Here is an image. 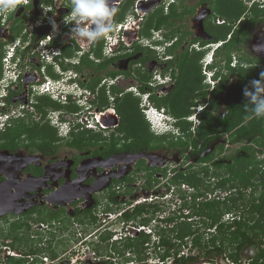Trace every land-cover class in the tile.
I'll list each match as a JSON object with an SVG mask.
<instances>
[{
	"label": "flooded vegetation",
	"instance_id": "flooded-vegetation-1",
	"mask_svg": "<svg viewBox=\"0 0 264 264\" xmlns=\"http://www.w3.org/2000/svg\"><path fill=\"white\" fill-rule=\"evenodd\" d=\"M25 2L11 15L7 25L2 26L0 18V118L5 121L0 130V195L4 198L0 213L9 210V213L0 214V253L7 256L0 264H18L20 261H23L20 264H64L63 257L75 248L74 242H85L89 251L102 257L104 255L97 254L94 248L112 245L110 240H102L106 235L99 223V212L103 206L106 205L105 210L110 212L126 202L127 210L133 212L135 202L131 198L151 193L157 196L169 193L172 196L173 187V198L176 202L180 200V204L175 206L172 197L165 198V212L188 217L193 227L202 225L197 221L200 217L192 215L193 198L182 194V186L173 183L172 178L177 175V170L191 166L197 171L206 167L211 169L215 163L213 160L199 162V159L214 152L222 141L214 143L209 153L205 151L183 164L185 167H179L181 163L178 161L186 162L185 157L191 151L184 154L182 148L168 147V144L153 149L150 129L143 130L141 124V127L137 126L139 132L136 133L132 121L142 116L148 124L142 110L146 104L164 107L173 114L169 102L165 104V98L170 96L171 101L176 95L182 96L184 88L191 104L190 114L179 120L188 121L191 115L198 114V109L206 108L215 114V110L210 109L212 93L229 72L223 69L224 73L218 75L225 64L220 62L224 57L219 54L222 49L216 53V62L206 69V72H216L215 80H221L219 85L207 83L201 63L222 32L233 23H236V32L251 18L255 5L249 6L252 8L249 11L245 8V0H242L240 8L244 6V12L237 18L231 13L230 2L217 9L221 0H123L117 5L113 22L119 21L121 7L128 4L130 10L124 20H134L130 22L132 26L123 39V45L119 43L114 53L105 55L100 54L94 44L76 43L71 38L69 27L74 25L64 22V17L71 12V0ZM174 6L178 14L168 18ZM45 8L49 11L45 12ZM258 8L264 11V0L259 1ZM153 16L155 22L150 26L149 20ZM260 19L240 55L253 58L250 43L254 31L264 24L262 15ZM53 22L57 25L55 30ZM32 26V38L27 40L26 32ZM154 32L158 33L154 35ZM16 34L22 40H30V48L24 52L19 66L10 70L3 66L4 49ZM47 36L51 37L48 47L54 49L53 59L46 55L45 45L40 44ZM70 51L73 55L69 54ZM88 62L92 67H87ZM195 65L196 68L193 67ZM47 81L70 88L69 93L50 95L51 92L45 88ZM233 81L230 77L227 87ZM91 85L95 90L90 88ZM114 87L117 92H113ZM83 88L90 94L86 99L80 98ZM205 92H208L207 96L202 95ZM103 94L107 100L105 106L101 104ZM126 96H130L132 104H138L140 111L135 118L127 116L128 122L120 111ZM158 102L163 105L159 106ZM177 103L183 104L179 100ZM220 110L226 115L225 105ZM203 113L208 114V111L198 114V117ZM21 124L26 126L27 132L11 136L10 132ZM80 133L84 137L77 142L75 139ZM217 155L222 161L224 153ZM171 169L173 171L169 174ZM152 183L153 187L147 188ZM213 186L206 194L213 192ZM198 200L210 201L206 197ZM198 200L196 204L199 205ZM141 206L150 209L148 204L138 207ZM203 227L204 231L194 227L195 233L204 234V240H209L205 231L208 229ZM84 228L93 229L89 235L96 239L97 246L94 247L87 237L80 241L76 236L80 229L85 233ZM70 235L77 239H71ZM67 239L71 245L65 251ZM45 242L48 245L43 249L41 245ZM184 248L189 251L187 255L201 258L200 248L198 255L194 250L197 247L191 250L190 243ZM30 249L37 254L27 253ZM39 249L49 253L55 250L59 255L54 259L49 254L46 257L50 262L44 263ZM17 250L22 252L14 253ZM216 256L215 253L202 255L209 258L208 264L215 263ZM88 263L115 264L91 260Z\"/></svg>",
	"mask_w": 264,
	"mask_h": 264
},
{
	"label": "trees",
	"instance_id": "trees-1",
	"mask_svg": "<svg viewBox=\"0 0 264 264\" xmlns=\"http://www.w3.org/2000/svg\"><path fill=\"white\" fill-rule=\"evenodd\" d=\"M231 7L232 15L237 16V18L244 12V10H242L244 6L242 8H235L234 4H231ZM129 10V4L123 5L118 13V20H124ZM176 10L177 9L174 6L172 8V13L168 18L176 17L178 14ZM252 14L251 18L241 24L239 27L240 29H238L231 36V39L224 44L222 51L219 53L224 56L221 58L220 62H224L225 64L218 72V75L220 76L224 73L223 69H226L229 72L224 79H222L219 87L212 93L210 109L215 110V114H212L213 112L210 111L208 114L203 113V115L200 116L201 124L200 127L196 129V136L191 132V126L185 123L182 124L183 132H186L187 134L184 139L179 138L177 141H174L168 140L166 137L155 138L153 134H150V142L153 149L168 144V147L182 148V153H184L185 151H190V147H192L193 151L191 150V153L185 157L186 162L196 156L202 155L214 143L221 140V144L216 146L214 152L199 159V162H212L217 154L224 152V137L227 134L229 135L230 144H242V147L239 149L236 148V152L232 153L230 157L227 158L226 162H222L219 159V161L212 163V166L214 167L212 175L219 179V181L215 183L213 191L216 189H223L235 190L237 192L236 194H233L231 198H227L223 202L213 200L208 202L200 201L199 205L196 204L197 199L204 198L206 193L210 191V187L213 185L210 183L212 176H209L212 172L210 168L206 167L201 171H197L192 169L191 166L188 169L176 171L177 175L172 178L173 183H186L197 191V193L193 195V202L195 203L191 205V208H193L192 215L199 216L206 229H212L214 227H217V229L211 239L204 240V234H199L198 232L195 233V228L191 223H179L176 228L172 230L173 233H162L161 244L166 246V251L163 254L165 257L179 255L182 247L189 246V241L187 240L189 238L192 244L191 249L193 250L196 247L200 248V255L209 256L215 253L217 256H221L226 254L235 263L241 261V253L246 247L256 245L258 251L255 257L250 260V264H264V248L261 247V244H263L262 238L264 237V160L261 161L257 158V152H259L257 148L264 150V118H255L251 116L250 113L244 111L247 98L241 93L245 88L251 90V81L260 79V76L257 77V74H255L254 71L263 70L264 72L263 67L260 68V66L264 65V60L247 58L249 56L239 54V52L248 44L247 42L251 36V32L258 23L261 22L260 16L262 15L264 17V11L260 10L258 7L252 10ZM154 22L155 19L153 16L149 20L150 26H153ZM157 24H159V22ZM235 24L236 23H233L225 32H222L220 34L221 37H218L216 41H226L227 36L232 32ZM69 29L71 28L69 27ZM95 46H99L97 51L100 54H103V44L98 43L95 44ZM69 54L73 55V52ZM234 57L237 58L238 62L236 68L231 67V62H233ZM243 64L249 66L256 64L257 69L253 66L247 69L248 67L242 66ZM88 66L92 67L90 63L87 64V67ZM186 67L187 66H185V68ZM193 67L196 68V65ZM246 71H249L247 75H245ZM186 73H189V71H186ZM230 77L233 78L234 81L231 83L230 87H227L226 84L229 83ZM90 88L95 90L94 85H91ZM105 92L106 90L104 91V94ZM113 92H117L115 87L113 88ZM225 92L226 94H224ZM104 94L102 95L101 103L103 106H105V103L107 102L106 95L104 96ZM186 94V89L184 88L182 90V96L176 95L171 101L170 96L165 98V104L168 105L169 102L173 114L178 118L190 114L189 107L191 104H189ZM202 95L207 96L208 92L202 93ZM129 99H131L130 96L125 97L122 101L124 103L120 105V111L125 117L128 115L135 118V115L140 112L139 107L137 103L132 104V100L129 101ZM177 100L183 104L177 103ZM158 103L159 106L163 105L162 102ZM223 105H225L227 111L226 115L222 114L220 110ZM132 122L136 133L139 132L137 126L141 127V124L143 130L149 131V129L147 130V124L143 119L135 118ZM21 132H27L24 124H21V127H15L13 131L10 132V135L12 136ZM144 135L149 137V135H146L145 133ZM83 137V133H80L76 136L75 140L78 142L82 140ZM242 150L244 151L243 155H241L242 152L239 154ZM225 173H227L229 177L226 176ZM152 187L153 183L147 188L151 189ZM248 189L251 190L252 195V199L248 202V204H250L248 217H245L244 214L242 221H236L234 224L230 225L221 223L222 216L225 212L238 211L241 206L245 205L246 194L244 192ZM111 200L114 201V197H112ZM150 209H147L144 206L136 207L133 212H125L122 219L127 223L133 221L138 224H148L152 218L149 217V215L155 213L157 210L151 205ZM173 220V218L169 219V221ZM105 234L106 235L102 237L103 242L109 241L112 237L111 233ZM15 239L19 240L16 236ZM149 241L150 237L145 234H141L138 239L127 237L122 239L121 243H114L111 246H107L111 249L110 251H107V256L112 257L118 255L124 257L126 251H130L137 255L139 261H144L148 258L145 244ZM120 244H122L123 250L119 248ZM99 249L100 247L94 248L95 251H98L97 254L102 256ZM38 251H40V249ZM27 253L34 255L35 253L37 254V251L30 249ZM49 254L50 257L54 259L59 255L55 250H51ZM197 259L198 257L196 256H183L179 259L177 258L175 264H190ZM20 263H23V261H20ZM20 263L18 262V264ZM211 264H214V262Z\"/></svg>",
	"mask_w": 264,
	"mask_h": 264
},
{
	"label": "clouds",
	"instance_id": "clouds-1",
	"mask_svg": "<svg viewBox=\"0 0 264 264\" xmlns=\"http://www.w3.org/2000/svg\"><path fill=\"white\" fill-rule=\"evenodd\" d=\"M259 1L260 0H245L246 9H248L250 11V9H252V8H250L249 6L252 7L255 5V7L256 6L258 7ZM22 3H27V2H25L24 0H21V1L20 0H0V18H1L2 26L8 24L11 15L17 10V8L19 6H21ZM70 9H71V12H70V14H68L67 16L64 17V22L66 24H69V25H74V27H72L70 29L71 38L73 39V41L76 43L94 44V46H95L96 42L99 41L100 39H102L103 40V54H105V55H109L111 53H114L116 50V47L119 43H122V45H123V42H124L123 39L126 38V34L130 30L129 27L132 26V25H130V22L132 20H134V19H131L129 21L128 20H122V21H118V22H113L114 21L113 18L115 17V15L117 13V9L114 7V0H71ZM48 11L49 10L47 8H45V12H48ZM140 19H142V18L140 17ZM52 26H53L54 30L57 29V25L54 22H53ZM33 30H34L33 26H32V28L30 27V30H27V32H26V34H28L27 40L32 38ZM235 30L236 29L233 28L232 32L227 36L228 40L231 39V36L234 34ZM154 31H157V30H154ZM157 33L158 32H154V35H156ZM110 37L112 38L111 40L109 39ZM29 41H25L24 39L23 40L20 39V36L18 34H16L12 38V40H10L7 43V46L4 49L5 59L3 61V66L5 68L12 70V69H16L19 66V64L22 62V59H23L22 56H23L24 52H26L30 48ZM50 41H51V37L47 36V38L43 39V41L40 44L45 45L44 48L46 49V55H48L49 57H51L53 59L54 55H52V53L54 52V49H50V47H48V43H50ZM153 43H154V41H153ZM225 43H226L225 41L219 40V41H216V44L211 45L209 47V49H210L209 55L207 56L206 60L202 61V63H201V65L203 66V69H204V75L208 79L207 83H209L211 86L219 85L221 80L216 81L215 80V79H217V78H215L216 72L213 70L206 72V69H207V67L212 66L216 62L214 60V59H216V53L220 49H223V46ZM111 44H112V46H111ZM152 47L156 48L154 46V44H152ZM45 49H44V51H45ZM157 50H159L158 47H157ZM197 50H199L200 52L203 51L202 49H198V48H197ZM58 51H59V49H56V53H59ZM55 56L57 57L58 55L55 54ZM252 56H253L252 59H263L264 60V58L255 56L253 53H252ZM248 58H251V57H248ZM236 66H238V62H237V58L234 57L233 62H231V67L236 68ZM242 66L248 67L247 69H249L251 67V66L245 65V64H243ZM261 67H263V69H264V65L260 66V68ZM255 69H257V67H255ZM258 76H260L259 80L251 81V90L248 88H245V90H244V96L247 98V103L244 106V111L246 113H250V115L255 117V118H264V72H263V70L261 71V73H257V77ZM49 82L50 81H47L45 88L46 89L48 88L47 92L48 93L51 92L50 94L52 96L53 95L54 96H60L63 93H69L70 88H68V87L65 88L63 86H60L59 84L52 85L53 81L51 83H49ZM74 86H76V84H74ZM80 92L82 93L80 98L83 97L84 99H86L89 92L87 90H85L84 88ZM142 110H143L144 116L146 117V121L148 122L149 129L154 136L166 137V138L173 136V139H171V140L177 141L179 138L184 139L187 136L186 132H183L184 131L183 127H182L183 123H187L189 126H191V132L193 133L194 136H196V129L198 127H200V124H201V120L198 117V114L206 111V108L198 109V114L197 115L196 114L191 115L190 118H187L188 121H186V120L183 121L181 119L179 120V118H177L176 115H173L171 112H169L164 107L163 108H157V107L149 106L148 104H146V106L142 107ZM4 123H5V121H3V119L0 118V130H2V128L4 127ZM224 139H225V148H226V144H227V147H230L232 144H230V142H229V135L228 134L225 135ZM235 145H241L242 146V144H235ZM192 149L193 148L190 147V151ZM257 149L259 150V152H257L258 160H261V161L264 160V150H262L260 148H257ZM207 151H209V150H207ZM225 151H226V149H224V152ZM214 159H216V161L218 159H220L219 155L214 157ZM214 159H213V161L216 162ZM188 162H190V161H188ZM178 166L180 167V164H178ZM183 166L185 167V165H183ZM211 169L210 170L213 171L214 167H212ZM172 171L173 170L171 169V171H169V174ZM217 181H219V179H217ZM211 182H212V179H211ZM212 184H214V186H213V189H214L215 183H212ZM179 185L182 186V189L180 191V192H182V194H185L187 196L190 195L193 198V195L195 193H197V191L193 187H191L190 185H188L186 183H179ZM217 190L218 189L214 190L213 192H211L209 194H206V196H209V197L213 196ZM221 190H223V189H221ZM231 191H233V190H226V193H229ZM232 193L236 194L237 192H232ZM144 196L145 195L140 196L139 198H137V200H139L140 198H142ZM165 196H166V194L159 195L160 198H163ZM177 196H179V195H177ZM177 196H175V197H177ZM227 198H231V196L230 197L227 196ZM175 199L173 198L174 202H175ZM210 200L213 201V200H217V199L211 198ZM136 201H134V202H136ZM200 201L198 200V202H200ZM217 201H221V200H217ZM164 203H165V200H163L161 202L156 201V203H154V202L142 203V204H148V205L154 206L157 210L155 213L149 215V217H152V218L148 224H140V225L148 226L151 224L153 219L157 218L161 223H166L167 226L171 225L172 227L162 228L160 225H158V226L154 227L155 228L154 234H148V235L145 234V235L150 237V241L147 242L146 244L153 243V247H151V249L153 250L156 257L151 255V251H149V247H147L145 244V248L147 249L148 258L146 260H144V262H141V261L135 259V262H140V263L145 264L148 260H150L151 258H154V259H157V260L163 262V264H167L168 259L174 258V263H176V259L181 258L178 256L182 252H184L183 249H185V248L182 247L181 252L177 256L172 255L170 257H165L163 255L166 251V246H163L161 244L162 233L165 232L166 234H170L171 233L170 228H173L174 224H175L174 228H176V226L179 223H182V222L190 223V220H188L189 219L188 217H182V215H179L176 213H170L169 211L165 212ZM142 204H137L132 208L135 209L136 207H138L139 205H142ZM121 205L125 206L126 202L123 204H120V206ZM127 208L128 207L119 208L120 210H117L114 208L115 210L110 211L109 213H110V215H116L120 211L127 209ZM126 212H131V211L129 209V210H126ZM124 213L120 216L115 217L114 219H110V221H111L110 224L108 223L105 226V229L103 227L101 230L103 233H111L112 234V237L110 239L111 244L121 243V241H122V240H116L112 243V240L117 235V233H119V230L114 231L111 228L113 226H115L116 224H122L123 222L125 224H127V222H125L122 219ZM162 213H167L168 216H166L165 218L159 219L158 216ZM244 214H245V217H247L246 213H244V212H242V217ZM172 218L174 220L169 221V219H172ZM222 218H223V216H222ZM180 219H181V221H180ZM238 222H240V221H238ZM103 223H105V221H103ZM221 223H224L222 221V219H221ZM234 223H232V224H234ZM224 224L230 225L228 223H224ZM194 227L197 229L199 228L198 226H194ZM215 228L217 229V227H214L212 229H208L205 231L211 232L213 230V233H212V235H213L216 233V230H214ZM142 234H144V233H142ZM156 235L160 236L159 240H155ZM139 236L136 239H138ZM187 240L191 244V240L189 238ZM262 243L263 244H261V246H264V237L262 238ZM191 248H192V244H191ZM128 253H131L132 257H133L134 253H132L130 251H128ZM183 256L188 257L189 255L188 256L183 255ZM124 257H127V255H125ZM254 257L255 256H253V258ZM226 258H229V257L227 255H224V257L222 258L223 264H225ZM251 259L252 258L247 260L249 264H250ZM127 260H129V259H127ZM241 262L242 261H240L237 264H241ZM128 263H131V262H128ZM152 264H159V263H155V261H154ZM214 264H216V262Z\"/></svg>",
	"mask_w": 264,
	"mask_h": 264
},
{
	"label": "rangeland",
	"instance_id": "rangeland-1",
	"mask_svg": "<svg viewBox=\"0 0 264 264\" xmlns=\"http://www.w3.org/2000/svg\"><path fill=\"white\" fill-rule=\"evenodd\" d=\"M230 2V4H234V7L236 8V7H240V5H241V2H242V0H221V3H219L218 4V6H217V9H219L220 7L221 8H224V4H226V3H229ZM243 3V2H242ZM255 8H257V6L255 7ZM216 30H220V28L219 27H216ZM216 30H213V32L214 33H216L217 34V31ZM102 43L103 44V40L102 39H100L99 41H97L96 42V44H98V43ZM250 51L255 55V56H258V57H261V58H264V24H262V25H260L255 31H254V36H253V39H251V43H250ZM98 48H99V46H98ZM249 71H246L245 72V75H247V73H248ZM254 73L255 74H257V73H261V70H256V71H254ZM196 74V73H195ZM123 86H124V84H122ZM125 87V86H124ZM123 88V87H122ZM125 89V88H124ZM241 93H243L244 94V90L241 92ZM51 95V94H50ZM129 101H130V99H129ZM127 114V113H126ZM128 116V115H127ZM136 116V115H135ZM137 117V116H136ZM139 117V116H138ZM140 119V118H139ZM126 120H127V122H128V119H127V117H126ZM125 120V121H126ZM141 120H142V116H141ZM185 124H187V123H185ZM124 127L126 128V129H128V125L124 122ZM146 127H147V130L149 129V125L147 124L146 125ZM64 132V131H63ZM167 138H169V140H171V139H173V136L172 137H167ZM156 145H158V144H156ZM238 147V148H237ZM242 146L241 145H231L230 147H227V144H226V151L224 152V158L222 159V162H226V160H227V158L228 157H230V155L232 154V153H235L236 152V148L237 149H239V148H241ZM213 149V146H211V148L209 149V151H211ZM241 152H242V154H241ZM243 153H244V151L242 150V151H240V153L239 154H241V155H243ZM239 154H236V155H239ZM220 157V156H219ZM176 158V157H175ZM230 159V158H229ZM171 160H174V157H172V159ZM178 163H181V166L180 167H183V164H185V163H187V162H181V161H178ZM175 164V163H174ZM212 170V169H211ZM214 172V170L210 173V175L209 176H211L212 175V173ZM226 174V176H228L229 177V175L227 174V173H225ZM225 176V175H224ZM211 179H213V181H212V183H217V178L216 177H214L213 175L211 176ZM245 194H246V196H245V198H246V200H245V205L244 206H241L240 207V210L239 211H236L237 213H239V212H244V213H246V216L248 217V211H249V206H250V204H248V202L250 201V199H252V195H251V190L250 189H248V190H246L245 192H244ZM140 195V194H139ZM227 194H226V190H221V189H218L216 192H215V194L213 195V196H206V198H208L207 200H210L211 198H213V199H218V198H220L221 200H225L226 198H227V196H226ZM230 196H233V193L231 192L230 194H228V197H230ZM236 196H238V195H236ZM132 200L134 199V201H136L137 200V196L135 197V198H131ZM210 201H212V200H210ZM122 204V203H121ZM128 206V204L127 205H121V206H115L114 208L115 209H119V208H125V207H127ZM106 205L105 206H103V208H102V210H100V212H99V219H100V226H102V228L104 227V229H105V226L109 223L110 224V213L109 212H107L106 210ZM112 217H115V216H112ZM102 221H105V223H103ZM198 222H200V223H202L201 222V220L199 219V220H197ZM122 224H116L115 226H113L111 229H113L114 231H117V230H120L121 228H122ZM127 226L129 227V225L127 224ZM174 227H175V224H174ZM173 227V228H174ZM199 228H200V230H202V231H204V227H203V224L202 225H200L199 224V226H198ZM173 228H170V230H171V233H173V231H172V229ZM77 228H75L74 230H76ZM84 229H86V228H84ZM80 230H83V229H80ZM77 231V233H76V236L80 239V241H82V239L84 238H88V241H92L91 243H93V245H94V247L95 246H97V244L95 243L96 242V239H94V238H91V236L89 235L90 233H92L93 232V229H91V228H89V229H86L85 230V233L84 232H82V231ZM112 230V231H113ZM170 233V234H171ZM212 233H213V230L211 231V232H207L206 233V239H211V237H212ZM76 236H74V235H70V237H71V239L73 238V240H74V238H76L77 239V237ZM79 239H78V241H79ZM0 241H1V237H0ZM66 244V246H65V251L67 250V249H69V245H71V242H69L68 241V239H67V241L65 242ZM73 244V243H72ZM47 245H48V243L47 242H45V244L44 245H41L42 246V248L44 249V248H46L47 247ZM37 246V245H36ZM40 246V247H41ZM73 246L75 247V248H73V250H72V252H69V253H67V255H65L64 257H63V261H64V264H66V263H71V261L73 260V259H76V258H79V261H81L80 259L81 258H83L84 260H86L87 262H89L90 260H87V259H89L90 258V256H91V251H89L88 250V248H87V246L85 245V242L84 243H82V242H80L79 244H78V242H74V244H73ZM261 247H263L264 248V246H261ZM119 248H121L122 249V244H120L119 245ZM25 249H29V247H26L25 246ZM58 250H61L60 248H58ZM100 252L102 253V255H104V256H102V257H98V258H100L101 259V261H106V262H109V260H107V251H110L111 249L109 248V247H107V246H102V247H100ZM123 250V249H122ZM184 250V252L185 253H189V251L187 250H185V249H183ZM195 250V254L196 255H198L199 253H198V251H199V248H196V249H194ZM19 250H17V252H15L14 251V253H18L19 254V252H22V251H19ZM65 251L63 252V253H65ZM95 251V250H94ZM151 251V255L152 256H154V257H156L155 256V254H154V252H153V250H150ZM257 251H258V247L256 246V245H254V246H248V247H246V249L241 253V264H245V263H247L248 261V259H250V258H253V256L257 253ZM0 252H2V251H0ZM42 252V253H41ZM38 253H40V255L41 256H43V257H45V256H48L49 255V251H46V250H44V251H38ZM62 253V252H61ZM125 255H127V257H123V256H112V258H110V259H116V261H117V263H120V264H126V263H128V262H134L135 264H143V263H140V262H135V259L136 258H138L136 255L134 256V254H133V257H132V254H128V251H126V254ZM148 255V254H147ZM224 255H226V254H223V255H221V256H216V262L218 263V264H223V260H222V258L224 257ZM7 256H5V255H2L1 253H0V262H2L3 263V260L6 258ZM150 257V256H149ZM200 257V256H199ZM210 258H212V257H210ZM127 259H129V260H127ZM125 260V261H124ZM133 260V261H132ZM157 259H154V258H151L150 260H148L147 262H146V264H152L154 261H156ZM208 261H209V258H206V257H202V255H201V258H199V259H197L195 262H193V263H190V264H208ZM79 263V262H78ZM87 264H89V263H87ZM175 264V263H174Z\"/></svg>",
	"mask_w": 264,
	"mask_h": 264
},
{
	"label": "built area",
	"instance_id": "built-area-1",
	"mask_svg": "<svg viewBox=\"0 0 264 264\" xmlns=\"http://www.w3.org/2000/svg\"><path fill=\"white\" fill-rule=\"evenodd\" d=\"M24 1H26V0H24ZM109 39L111 40L112 38L110 37ZM111 46H112V44H111ZM174 191H175V188L173 187L171 189V193L174 194L175 193ZM231 192H236V191L233 190ZM231 192L226 193L227 194L226 196H228V194H230ZM173 194H172V196H170L171 194L168 193L165 197L160 198L159 196L151 193L149 196H146L145 195L144 197H142L139 200H137L132 207H134L137 204H142V203H145V202H147V203L148 202H154V203H156V201L157 202H161L165 198H167V199H169L171 197L173 198ZM217 200H221V199L218 198ZM221 201H224V200H221ZM175 202H176V199H175ZM178 204H180V200L176 202L175 206H178ZM127 209H124V210L120 211L116 215H111L110 216L111 217L110 219H114L115 217L122 215L124 212H126ZM112 216H115V217H112ZM166 216H168L167 213H162V214H160L158 216V218L159 219H162V218H165ZM242 218L243 217H242V213L241 212L237 213L236 211H232V212H226L223 215L222 221L224 223L232 224V223H234L236 221H241ZM127 224L129 225V227L127 226ZM127 224H125L124 222L122 223L123 227L119 230V233H117V235L114 237V239L112 240V243L114 241H116V240H122V239H125L127 237H131L133 239H136L142 233L147 234V235L148 234H154L155 233V228L154 227L155 226H158V225H160L162 228L172 227L171 225H168L167 226L166 223H161L157 218L156 219H153V221L151 222V224L148 225V226H146V225H140V224L135 223L133 221L128 222ZM214 230H216V228ZM159 238H160V236H157L156 235L155 240H159ZM146 246L149 247V251H150V250H152L151 247H153V243H148V244H146ZM187 250L188 249H186V251ZM128 254L130 255L131 253H128ZM183 255L188 256L187 253L182 252L178 257H182ZM110 258H112V257H107V260L112 261L115 264H120V263H117L116 259H114V258L113 259H110ZM42 260H43L44 263H49L50 262L49 257H46V256L43 257ZM80 260L81 261H79V258L73 259L70 264H87L88 263L83 258H81ZM87 260H91L94 263H96L98 261H101V259L96 256L95 252H93L92 255L90 256V258L87 259ZM155 263L163 264V262H161L159 260L155 261ZM173 263H174V258H170V259L167 260V264H173ZM126 264H135V263L134 262H131V263H126ZM216 264H218V263L216 262ZM225 264H237V263H234L229 258H226ZM245 264H249V263L247 262Z\"/></svg>",
	"mask_w": 264,
	"mask_h": 264
},
{
	"label": "water",
	"instance_id": "water-1",
	"mask_svg": "<svg viewBox=\"0 0 264 264\" xmlns=\"http://www.w3.org/2000/svg\"><path fill=\"white\" fill-rule=\"evenodd\" d=\"M121 1H123V0H114V7L115 8H117V5H118V3L119 2H121ZM207 152H210V151H207ZM1 188V187H0ZM60 192H57V194H59ZM4 200V198L0 195V205H2L3 204V201ZM48 200V199H47ZM50 201V200H49ZM6 213H9V210H4L2 213H0V214H6Z\"/></svg>",
	"mask_w": 264,
	"mask_h": 264
}]
</instances>
